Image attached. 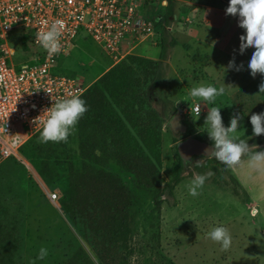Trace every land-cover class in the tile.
<instances>
[{
	"label": "rangeland",
	"instance_id": "obj_1",
	"mask_svg": "<svg viewBox=\"0 0 264 264\" xmlns=\"http://www.w3.org/2000/svg\"><path fill=\"white\" fill-rule=\"evenodd\" d=\"M173 8V2L168 1L163 18L167 23ZM145 9L148 16L164 14L160 3ZM171 37L166 35L164 38V51L158 47L160 44L156 47L152 41L144 42L112 66L113 61L101 48L86 34L79 33L62 58L57 72L75 76L84 86L91 84L90 88L102 76L125 63L128 57L150 59L147 57L161 56L166 59L174 42ZM9 44L16 49L13 57L16 67L29 64L25 56L28 54L21 53L16 40ZM150 60L158 61L159 65L153 68V81L144 94L148 104L165 120L162 168L155 182L159 186L156 189L140 186L133 174L114 161H109L106 166L107 172L118 176L129 191L128 264H264V171L250 167L245 157H241V161L232 168L209 165L203 173L210 171L212 175L198 189L195 197L188 194L189 173L194 165L200 166L203 159L211 157L194 154L184 158L185 179L172 193L165 190L160 194V187L169 179L173 147L177 148L183 139H195L187 136L190 129L204 132L200 128L204 127L207 108L210 107L207 102L188 95L190 88L199 84L184 80L185 70L172 69L162 60ZM243 74L245 81L251 79L250 72ZM262 81L264 77L254 79L246 89L236 94L233 106L225 110L218 103L229 102L224 98L232 96L242 83L227 78L222 82L215 81V86L220 87L224 83L226 89L231 88L232 91L218 96L213 106L221 109L225 124L227 121L229 124L232 116H240L236 135L238 139H245L250 147L264 141V134L252 135L249 122L253 113L264 111V93L258 91ZM195 103L203 107L202 112L191 114L186 111L174 119L178 111L176 107L191 108ZM84 117L97 120L95 113L87 110L67 142L41 143L38 133L21 147L19 161L7 159L0 164V264H31V261L35 264H67L78 248L85 251L93 264H100L78 234L70 209L81 168L78 143L79 126ZM256 150H264V147ZM229 174L236 178V187L230 183L224 186L223 181L228 182ZM47 193L56 194V199L50 201ZM156 201H160L159 208L155 207ZM221 224L229 230L232 238L226 250L206 237L212 227ZM41 246L48 249V256L36 260Z\"/></svg>",
	"mask_w": 264,
	"mask_h": 264
},
{
	"label": "trees",
	"instance_id": "obj_2",
	"mask_svg": "<svg viewBox=\"0 0 264 264\" xmlns=\"http://www.w3.org/2000/svg\"><path fill=\"white\" fill-rule=\"evenodd\" d=\"M162 48V47H161ZM163 49V48H162ZM158 61L128 57L125 63L102 76L82 95L87 110L96 121L84 117L79 126L81 168L76 177L70 201L73 224L100 264H128L129 257V191L116 175L107 172L114 161L133 174L140 186L156 189L162 168L161 146L164 118L146 101L144 90L153 81V68ZM187 136L212 145L204 132L190 129ZM264 141L254 143L262 145ZM226 168L214 158L203 159L189 173H203L208 166ZM184 162L173 147L169 179L161 182L160 194L172 193L184 179ZM237 180L229 174L228 182ZM234 193L237 191L234 189ZM160 201L155 202L159 208ZM67 264H93L82 248H78Z\"/></svg>",
	"mask_w": 264,
	"mask_h": 264
},
{
	"label": "built area",
	"instance_id": "obj_3",
	"mask_svg": "<svg viewBox=\"0 0 264 264\" xmlns=\"http://www.w3.org/2000/svg\"><path fill=\"white\" fill-rule=\"evenodd\" d=\"M159 0H0V164L20 160L19 151L26 141L40 133L43 113L58 98L82 95L89 85L75 76L57 72L61 60L84 33L113 65L144 42H162V26L146 19V6ZM56 19L64 22L61 49L49 56L36 39L39 31ZM47 22V23H44ZM16 40L29 64L16 67ZM177 112H202L200 105L176 107ZM176 112V113H177ZM50 201L56 194L47 193Z\"/></svg>",
	"mask_w": 264,
	"mask_h": 264
},
{
	"label": "clouds",
	"instance_id": "obj_4",
	"mask_svg": "<svg viewBox=\"0 0 264 264\" xmlns=\"http://www.w3.org/2000/svg\"><path fill=\"white\" fill-rule=\"evenodd\" d=\"M162 6L166 5L167 0H161ZM226 14L234 15L239 18V27L245 30V34L240 36L239 51L241 54L249 47L254 48L248 69L250 75L255 77L257 73L264 74V0H229L225 9ZM47 23V22H44ZM64 22L60 19L54 20L47 30L39 31L36 39L39 41L42 49L51 56L61 49V30ZM235 67L240 71L242 65H235V61H229L227 69ZM223 71V70H222ZM226 91L224 83L217 87L213 84H199L190 88L188 95L194 99H199L213 104L218 96ZM259 93H264V81L258 86ZM87 111V105L79 95H70L68 98H58L43 113L45 118L42 122V128L39 133V141L47 142H67V139L75 131L78 120ZM239 115L230 118L229 124L225 127L221 109L216 106L208 108L204 120V130L208 139L212 142V151L208 153V158H214L228 168H232L245 157L250 167L257 171H264V150H256V146L250 147L245 139L237 138ZM252 126V135L259 136L264 134V111L253 113L249 117ZM198 129V131L200 130ZM200 132V131H199ZM255 148L253 151L252 149ZM202 160V159H201ZM200 161L197 162L199 164ZM189 164L188 161H185ZM212 175V172L196 173L192 172L188 182V194L195 197L206 180ZM206 237L219 243L222 249H228L231 244V235L229 230L221 225L214 226L206 233ZM48 256V249L41 246L36 254V260H43ZM35 264V261H31Z\"/></svg>",
	"mask_w": 264,
	"mask_h": 264
},
{
	"label": "crops",
	"instance_id": "obj_5",
	"mask_svg": "<svg viewBox=\"0 0 264 264\" xmlns=\"http://www.w3.org/2000/svg\"><path fill=\"white\" fill-rule=\"evenodd\" d=\"M168 1H172L174 4L173 13L167 17L169 23L163 19L167 13V3L163 6L164 14L162 16H148L146 9L143 11V16L162 26V42L160 46L156 44H153V46L163 48L166 35L172 36L174 42L166 59L161 56L158 58L146 57L153 60H162L172 69L185 70L183 72L184 80L190 79L197 84L210 83L215 85V81L222 82L224 78L242 83L241 88L237 89L232 96L224 98L229 102L218 103L223 110L228 107L231 108L233 101H236V94L246 89L254 79L264 77V74L257 73L255 77L250 75L249 82L244 79L245 75L243 73L250 72L248 62L254 48L249 47L243 54L240 53L241 41L239 38L245 34V30L238 26L239 18L237 16L226 14L225 9L229 0ZM157 3L162 6L161 0ZM157 3L148 6H155ZM162 48L161 50L164 51V48ZM232 60L235 61V65H242L240 71H236L235 67L227 69L229 61ZM195 104L200 105L199 103ZM208 105L209 107L213 106V104ZM200 107L203 108L201 105ZM227 124L228 121L226 124L224 123L225 127H227ZM263 147L264 145H257L256 149Z\"/></svg>",
	"mask_w": 264,
	"mask_h": 264
},
{
	"label": "water",
	"instance_id": "obj_6",
	"mask_svg": "<svg viewBox=\"0 0 264 264\" xmlns=\"http://www.w3.org/2000/svg\"><path fill=\"white\" fill-rule=\"evenodd\" d=\"M180 113L177 112L174 119L179 117ZM177 151L181 159H188L194 154H201L208 156V153L212 151V146L207 145L206 143L200 142L196 139L186 138L178 142Z\"/></svg>",
	"mask_w": 264,
	"mask_h": 264
}]
</instances>
